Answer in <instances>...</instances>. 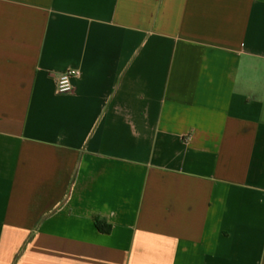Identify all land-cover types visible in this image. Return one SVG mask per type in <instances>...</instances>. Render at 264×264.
<instances>
[{
    "label": "crops",
    "instance_id": "obj_1",
    "mask_svg": "<svg viewBox=\"0 0 264 264\" xmlns=\"http://www.w3.org/2000/svg\"><path fill=\"white\" fill-rule=\"evenodd\" d=\"M0 264H264V0H0Z\"/></svg>",
    "mask_w": 264,
    "mask_h": 264
},
{
    "label": "built area",
    "instance_id": "obj_2",
    "mask_svg": "<svg viewBox=\"0 0 264 264\" xmlns=\"http://www.w3.org/2000/svg\"><path fill=\"white\" fill-rule=\"evenodd\" d=\"M81 77V71L69 70L64 73L57 82V90L60 94L71 93L74 89V81Z\"/></svg>",
    "mask_w": 264,
    "mask_h": 264
}]
</instances>
